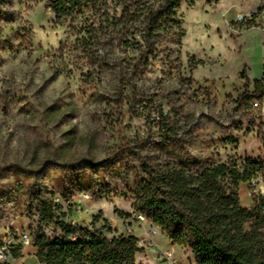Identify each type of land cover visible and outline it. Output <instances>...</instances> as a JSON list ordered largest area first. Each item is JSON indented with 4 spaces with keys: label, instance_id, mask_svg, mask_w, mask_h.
<instances>
[{
    "label": "rangeland",
    "instance_id": "374dc122",
    "mask_svg": "<svg viewBox=\"0 0 264 264\" xmlns=\"http://www.w3.org/2000/svg\"><path fill=\"white\" fill-rule=\"evenodd\" d=\"M123 8L85 0L57 21L45 0H0V239L32 238L10 264H37L35 238H64L61 222L143 237L145 166L264 163V98L249 97L264 83V0L184 2L183 38H144L140 23H120ZM239 194L247 208L264 198V176ZM155 241L167 249L160 229ZM139 248L136 264H164L157 248Z\"/></svg>",
    "mask_w": 264,
    "mask_h": 264
},
{
    "label": "trees",
    "instance_id": "16d2710c",
    "mask_svg": "<svg viewBox=\"0 0 264 264\" xmlns=\"http://www.w3.org/2000/svg\"><path fill=\"white\" fill-rule=\"evenodd\" d=\"M45 1L57 21L72 18L85 2ZM189 1L194 0H120L124 7L120 23H140V32L148 39L162 34L183 38L186 32L178 12ZM8 50L14 51V47L8 46ZM249 97L264 98L263 80L256 81V90ZM246 98L243 94L239 99ZM144 172L147 177L135 191L136 212L166 234L173 245L190 250L196 264H264V198L253 196V205L247 208L239 194L242 183L264 176V163L247 160L242 169L220 163L196 172L168 164L145 166ZM54 219L53 209L44 206L42 220ZM59 225L64 238L50 241L44 233L35 238L41 264H136L142 251L132 234L110 239L90 227ZM21 249V244H15L11 251Z\"/></svg>",
    "mask_w": 264,
    "mask_h": 264
},
{
    "label": "built area",
    "instance_id": "2783aa9c",
    "mask_svg": "<svg viewBox=\"0 0 264 264\" xmlns=\"http://www.w3.org/2000/svg\"><path fill=\"white\" fill-rule=\"evenodd\" d=\"M252 14L238 15V21H244L247 19H252ZM137 220L140 222H148L147 218L139 213L137 214ZM158 228L155 226H151L147 231H145V235L141 238H138V244L141 247L149 248V249H158V259L164 264H184L182 260H180L173 250L171 249H161L155 241V236L157 235ZM129 234H131V230H128ZM133 235V234H132ZM18 239L19 243L22 247L31 246L32 238L31 235L26 232H16L8 234L3 240L0 239V263H7L10 260L11 249L15 245V241Z\"/></svg>",
    "mask_w": 264,
    "mask_h": 264
},
{
    "label": "crops",
    "instance_id": "0c3cea01",
    "mask_svg": "<svg viewBox=\"0 0 264 264\" xmlns=\"http://www.w3.org/2000/svg\"><path fill=\"white\" fill-rule=\"evenodd\" d=\"M159 230V229H158ZM162 232V231H161ZM162 234L166 237V240L168 241V244H167V249H176V248H178L179 250H181L183 253H185L186 254V252L187 251H189V253H190V256L193 258V260L195 261V256L192 254V252L190 251V250H188V249H185V248H183V247H181V246H178V245H173V243L171 242V240L169 239V237L166 235V234H164L163 232H162ZM36 259V261H37V264H41L40 263V261H39V259H38V257H37V250L34 252V253H32V258L31 259ZM23 259V258H22ZM29 264H33V263H29Z\"/></svg>",
    "mask_w": 264,
    "mask_h": 264
}]
</instances>
